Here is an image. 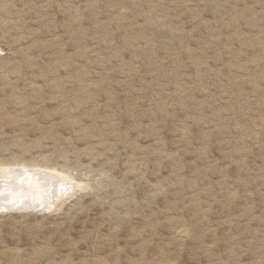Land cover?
I'll list each match as a JSON object with an SVG mask.
<instances>
[{"label":"rangeland","instance_id":"obj_1","mask_svg":"<svg viewBox=\"0 0 264 264\" xmlns=\"http://www.w3.org/2000/svg\"><path fill=\"white\" fill-rule=\"evenodd\" d=\"M1 163L0 264H264V0H0Z\"/></svg>","mask_w":264,"mask_h":264},{"label":"bare ground","instance_id":"obj_2","mask_svg":"<svg viewBox=\"0 0 264 264\" xmlns=\"http://www.w3.org/2000/svg\"><path fill=\"white\" fill-rule=\"evenodd\" d=\"M5 165L0 164L1 167ZM28 167L30 165L25 164L0 168V210H37L53 206L63 194L68 195L71 191L81 189V186L72 185L73 179L68 174L59 173L56 169L46 167V170L52 172L49 173L41 172L40 169L27 170Z\"/></svg>","mask_w":264,"mask_h":264}]
</instances>
